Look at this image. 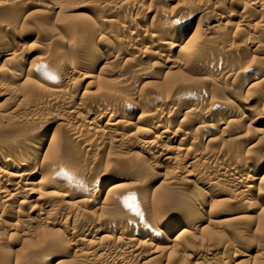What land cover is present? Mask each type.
Segmentation results:
<instances>
[{
	"label": "bare ground",
	"instance_id": "1",
	"mask_svg": "<svg viewBox=\"0 0 264 264\" xmlns=\"http://www.w3.org/2000/svg\"><path fill=\"white\" fill-rule=\"evenodd\" d=\"M0 264H264V0H0Z\"/></svg>",
	"mask_w": 264,
	"mask_h": 264
},
{
	"label": "rangeland",
	"instance_id": "2",
	"mask_svg": "<svg viewBox=\"0 0 264 264\" xmlns=\"http://www.w3.org/2000/svg\"><path fill=\"white\" fill-rule=\"evenodd\" d=\"M170 5H171V7H172L174 4H170ZM170 5L167 3V7H168V8H171ZM1 101H3V99H2ZM250 145H251V144H250ZM123 181H124V182H123ZM123 181H121V182L125 183L126 181L129 182L130 180L125 179V180H123ZM127 182H126V183H127Z\"/></svg>",
	"mask_w": 264,
	"mask_h": 264
}]
</instances>
